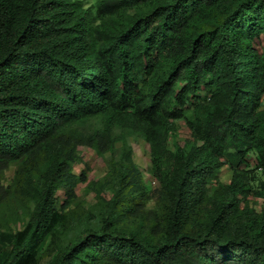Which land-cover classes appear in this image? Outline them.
<instances>
[{
    "label": "trees",
    "instance_id": "1",
    "mask_svg": "<svg viewBox=\"0 0 264 264\" xmlns=\"http://www.w3.org/2000/svg\"><path fill=\"white\" fill-rule=\"evenodd\" d=\"M116 127L158 186L125 142L76 209L81 150ZM14 164L34 207L0 264H264V0H0V207Z\"/></svg>",
    "mask_w": 264,
    "mask_h": 264
},
{
    "label": "rangeland",
    "instance_id": "2",
    "mask_svg": "<svg viewBox=\"0 0 264 264\" xmlns=\"http://www.w3.org/2000/svg\"><path fill=\"white\" fill-rule=\"evenodd\" d=\"M82 1L87 6L92 5L95 2V0ZM98 124L99 120L94 119L89 122L88 126L93 127ZM114 135L117 138L115 148L112 152H106L104 156H100L92 147H85L81 150L84 163H77L74 170L80 174L86 168L87 172L85 175V181L78 184V202L72 205L75 206L76 209L80 206L79 210L83 208L85 211L91 212L94 206L100 202L99 195L104 196L105 198L110 196L111 192L108 187H105L101 191V194H97V192L104 184L105 176L110 170L111 161H119L122 147L125 142L132 148L134 161L141 168L143 175L146 177L149 184L152 188H156L158 186V182L156 180L151 182L153 177L151 174L150 149L145 138L141 134L133 133L127 129L117 127L114 128ZM188 137H190L189 128L184 120H179L177 122L176 132L171 134L169 145L173 147L174 142H181ZM17 168L18 165H12L9 169H7L4 177L2 178L4 186L7 187V191L5 193L3 205L0 207V231L10 232L20 228L27 221L28 215L34 207L33 202L25 199L15 184ZM230 176L231 170L228 166H225L221 172V179L228 180ZM59 194L62 197L64 190H61ZM255 201L258 208L264 207V200L255 199ZM79 225L80 222H78L77 226ZM65 237H68V235H65ZM52 258L53 255L47 256L40 264H47V262H49Z\"/></svg>",
    "mask_w": 264,
    "mask_h": 264
}]
</instances>
